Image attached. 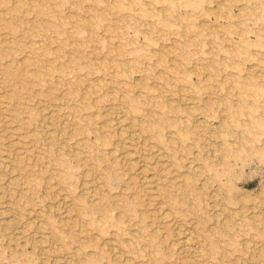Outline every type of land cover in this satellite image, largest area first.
<instances>
[{"label":"rangeland","instance_id":"374dc122","mask_svg":"<svg viewBox=\"0 0 264 264\" xmlns=\"http://www.w3.org/2000/svg\"><path fill=\"white\" fill-rule=\"evenodd\" d=\"M0 19V264H264V0Z\"/></svg>","mask_w":264,"mask_h":264},{"label":"bare ground","instance_id":"6f19581e","mask_svg":"<svg viewBox=\"0 0 264 264\" xmlns=\"http://www.w3.org/2000/svg\"><path fill=\"white\" fill-rule=\"evenodd\" d=\"M45 1V0H44ZM170 3V2H169ZM190 3L192 4V2L190 1ZM151 4V3H150ZM171 4V3H170ZM175 4V3H174ZM170 17V16H169ZM170 19H171V17H170ZM170 19H168L169 21H170ZM1 20V19H0ZM51 34V33H50ZM231 50V49H230ZM257 72H258V70H257ZM59 77V76H58ZM24 95V94H23ZM27 101V100H26ZM5 103V102H4ZM53 109V108H52ZM127 118V117H126ZM142 122V121H141ZM147 122V121H146ZM8 124V123H7ZM21 124V123H20ZM5 129V128H4ZM10 147V146H9ZM129 151H131V150H129ZM198 171V170H197ZM50 178V177H49ZM147 183V182H146ZM103 188V187H102ZM69 197V196H68ZM67 202V201H66ZM165 214H167V213H165ZM165 214L163 215V216H165ZM177 228V227H176ZM179 231V230H178ZM46 235V234H45ZM49 235V234H48ZM184 236H185V234H184ZM187 236H188V234H187ZM189 237V236H188ZM186 239H188V238H186ZM183 240V239H182ZM181 240V241H182ZM190 241V240H189ZM185 243H186V240L184 241ZM96 243V242H95ZM186 244H189V243H186ZM186 244H185V246H186ZM184 245V244H183ZM189 247V246H188ZM43 248V247H42ZM199 250V249H198ZM203 252H204V250H202ZM202 251H199V253L200 252H202ZM117 254V253H116ZM201 254V253H200ZM119 255V254H118ZM205 255V254H204ZM203 255V256H204ZM116 256V255H115ZM202 256V257H203ZM206 257V256H205ZM80 258V257H79ZM119 258H121V257H119ZM73 260V259H72Z\"/></svg>","mask_w":264,"mask_h":264}]
</instances>
